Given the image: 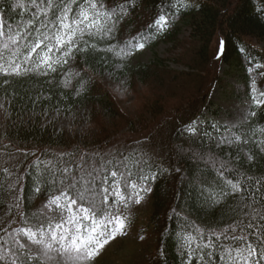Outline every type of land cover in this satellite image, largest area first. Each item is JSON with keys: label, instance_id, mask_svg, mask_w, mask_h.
I'll use <instances>...</instances> for the list:
<instances>
[{"label": "trees", "instance_id": "16d2710c", "mask_svg": "<svg viewBox=\"0 0 264 264\" xmlns=\"http://www.w3.org/2000/svg\"><path fill=\"white\" fill-rule=\"evenodd\" d=\"M101 3L119 13L113 35H90L72 63L60 65V71L0 75V149L14 157L5 166L18 170L21 176L28 173L22 183L26 197L23 210L32 216L43 210L39 198L54 197L63 190L59 182L64 173L59 168H67L73 161L92 160L103 180L109 172L100 169L102 162L112 160L108 166L112 168L127 158L131 166L125 170L132 171L131 179L143 186L144 177L152 176L147 186L154 187V222L160 233L159 252L152 263L202 264L200 257L189 259L186 234L200 236L203 242L205 235L212 238V233L224 232L225 243L235 244L227 236L241 235L244 230L230 226L253 222L246 212L254 209L251 204L244 208V197L248 196L256 208H264L256 194L257 187H264V105L258 103L264 99V0ZM0 6L7 24L22 28V21L39 19L32 15L33 0H0ZM58 11L53 10V19ZM164 14L172 20L170 26L161 28L158 20ZM188 27L193 29V38L186 41L183 35ZM133 40L148 45L175 42V48L184 51L174 59L191 69H177L161 54L152 62L137 64L138 49L130 47ZM89 43L92 46L86 47ZM125 47L132 52L126 58L120 55ZM225 61L231 63V72L238 77L232 81L234 93L255 100L251 119L238 127L243 139L233 145L218 142L215 133L219 122L208 113L222 111L214 104L213 94L219 82L232 80L222 72ZM122 62L124 75L137 82H151L166 92L187 94L189 102L166 109L169 98L159 96L154 103L155 117L146 119L125 110L119 96L107 90L98 74ZM4 96L8 98L6 108L1 106ZM90 105L95 107L89 119L103 126L101 132L79 140L61 129L59 113L74 114L84 121V108ZM118 117H127L134 129L126 134L112 132L111 121ZM4 129L7 133L3 135ZM230 178L246 179L245 187L251 185V192L232 191ZM6 179L7 175L0 173V180ZM124 179L125 191L131 196L129 177ZM18 192L0 188V249L5 244L16 248L14 239H6L11 229L21 224L31 227L22 214L17 218L19 210L12 211ZM100 198L104 200L103 192ZM115 200L113 196L111 203ZM52 218L49 213L47 219ZM37 226L42 227L39 221ZM40 264L49 262L44 259Z\"/></svg>", "mask_w": 264, "mask_h": 264}, {"label": "snow or ice", "instance_id": "6c2138e0", "mask_svg": "<svg viewBox=\"0 0 264 264\" xmlns=\"http://www.w3.org/2000/svg\"><path fill=\"white\" fill-rule=\"evenodd\" d=\"M33 4L35 10L32 15L39 19L22 21V28L7 24L4 21V8L0 6V75L23 76L32 72L60 71V65L66 67L72 63L77 50L82 49V42L87 41L90 35L110 36L116 31L119 13L109 9L107 3L102 4L101 0H33ZM54 9H59L55 19L52 18ZM171 20L170 15L164 14L158 20V24L161 28L168 27ZM85 46L92 45L89 43ZM130 47L143 49L148 45L133 40L130 42ZM131 54L129 47H125L120 52L125 58ZM258 103L264 105V99H260ZM9 159L14 157L4 149H0V173L7 175L6 180H0V188L19 190L12 211L19 210L17 218L22 214L24 221L31 227L21 224L20 227L8 232L6 239H14L16 248L5 244L0 249V264L5 262L21 264L22 261L23 264H33V262L40 264L53 253L57 256L63 254L66 264H90L103 255L109 244L122 234L129 233L132 203L137 198L143 203L147 191L154 190L147 187L152 176L144 177L143 186L138 180L130 178L132 171L125 170L131 166L130 161L126 163L127 158L119 161L118 166L112 168L108 167L114 163L112 160L102 162L100 169L109 172L103 180L99 178L98 170L94 168L92 160H85L84 163L73 161L67 168L58 169L64 173L59 182L63 190L49 201L53 209L59 205L63 219L59 222L55 218L48 220L47 209L29 216L23 210L26 197L25 188L22 187L28 173L21 176L13 167H6ZM16 167L18 169L20 166ZM126 176L129 177L128 187L133 190L131 196L125 191ZM225 176L227 178V173ZM246 183L247 180L244 178L229 179L231 190L236 193H250L251 185L246 188ZM255 183L259 185L261 182ZM102 192L104 200L100 198ZM256 194L261 197V203L264 204V187H257ZM113 196L116 197L114 204L111 203ZM244 199L246 201L244 208L247 209L251 204L254 209L252 212H246L253 222L230 226L236 229L243 227V234L227 236L228 240L236 243H225L224 232L212 233V238L205 235L203 242L200 236L186 234L190 260L200 257L202 264H264V208H256L255 203L250 201L248 196ZM89 202H92L91 206ZM124 205L128 206L129 214L125 213ZM42 216L45 217L44 220H41ZM37 221L42 227L37 226ZM12 223L15 224L16 221ZM200 231L206 230L200 229ZM23 234L44 246L47 251L43 253L35 249L29 251V245L24 242ZM216 236L221 239L216 240ZM0 243L3 241L0 240Z\"/></svg>", "mask_w": 264, "mask_h": 264}, {"label": "rangeland", "instance_id": "374dc122", "mask_svg": "<svg viewBox=\"0 0 264 264\" xmlns=\"http://www.w3.org/2000/svg\"><path fill=\"white\" fill-rule=\"evenodd\" d=\"M193 29L187 28L183 38L186 41L192 39ZM264 45V41H262ZM148 45V44H147ZM175 42L165 41L159 45H148L143 49H138L135 58V63H149L154 61L159 54L166 57L169 63L175 68L186 70L191 69L186 63L179 62L174 59L175 56H181L184 50L175 48ZM125 69V63H119L115 68H108L106 71L98 72L105 82V86L115 92L120 102L125 105V110L135 114L141 118L155 117L156 109H154V103L157 98L162 95H166L169 98V105L166 109H172L178 106H182L189 102L187 94H174L170 91L160 90L155 84L149 82H137L132 76L124 75L122 70ZM231 63L224 62L222 66V72L232 80H225L219 82L214 89L213 100L216 107L222 110L220 113L208 111V113L216 118L219 122V131L215 133L216 139L220 144L233 145L241 140V133L238 131V127L246 121H249L254 113V99H243L238 96L233 89V80H238V77L234 75L231 70ZM8 105V98L4 96L1 99V106L6 108ZM95 105L86 106L84 108L85 120L77 119L74 114L59 113L60 127L63 130H67L73 137L82 140L85 136L94 135L97 132L103 130V126H99V122L96 125L89 119L92 115V109ZM107 117V116H106ZM113 130L112 132H120L121 134L130 133L132 131L131 123L127 117H118V119L112 120ZM111 132V133H112ZM7 133V130H3V135ZM149 189H154L152 185L147 186ZM53 197L39 198V206L42 209L53 215V217L59 222L63 219V214L60 211L59 205L55 209L51 207L49 201ZM155 192L149 190L146 193V199L143 203L139 202V199L132 203L130 209L131 223L130 231L128 234H122L117 240L113 241L104 250L102 256L97 260L90 262V264H153V257L159 252L160 246V233L157 230V226L154 222L155 214ZM116 201V200H115ZM114 201V203H115ZM113 203V204H114ZM79 208V206H77ZM126 214H129L127 205L123 206ZM119 214V212H117ZM25 243L31 246L36 251L46 252L47 249L44 246L37 244L28 235H24ZM49 264H66L63 260V254L57 256L53 253L46 258Z\"/></svg>", "mask_w": 264, "mask_h": 264}]
</instances>
